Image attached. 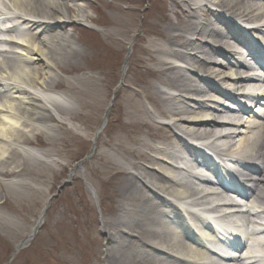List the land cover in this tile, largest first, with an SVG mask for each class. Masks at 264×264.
Masks as SVG:
<instances>
[{"label": "bare ground", "instance_id": "1", "mask_svg": "<svg viewBox=\"0 0 264 264\" xmlns=\"http://www.w3.org/2000/svg\"><path fill=\"white\" fill-rule=\"evenodd\" d=\"M84 2L0 0V176L24 172V164H15L17 148L41 155L16 143L22 120L38 124L64 115L60 107L67 98L54 90L59 84L53 78V60L79 47L64 30L69 16L89 18ZM164 2H170L171 8H165L174 19L166 16L165 28L151 29L150 34L160 39L141 52L159 67L155 72L166 89L153 88L156 116L167 120V129L180 133L175 143L166 136L159 148L143 142L153 156L117 145L133 158L129 164L137 174L121 167L133 183L127 194L120 193L128 201L130 220L124 230H108L123 249L118 257L112 253L111 264H264V225L253 215L258 211L264 217V81L244 74L249 62L261 61L254 42L264 46V0ZM113 25L124 27L121 20ZM244 25L245 33L259 42L243 36L237 27ZM243 45L249 49L244 55L236 50ZM39 64L45 68L44 79L33 69ZM237 98L251 106L258 103L257 119L248 116L250 107H240ZM222 101L236 105L230 108ZM240 137L244 138L234 144ZM200 161L208 165L210 177L189 170ZM239 176L245 188L252 187L249 192L258 210L231 199L238 192L234 177ZM30 238L31 234L21 244ZM114 249L108 247L106 257Z\"/></svg>", "mask_w": 264, "mask_h": 264}, {"label": "rangeland", "instance_id": "2", "mask_svg": "<svg viewBox=\"0 0 264 264\" xmlns=\"http://www.w3.org/2000/svg\"><path fill=\"white\" fill-rule=\"evenodd\" d=\"M84 1L89 18L69 16L64 30L79 47L64 59L55 55L53 60V78L59 84L54 90L67 98L60 107L64 115L38 124L22 120L16 143L34 148L41 155L17 148L15 164H24V172L0 176V264H111L112 253L118 257L123 249H118L120 240L112 241L108 230H124L122 227L129 222L128 201L124 202L120 193L127 194L128 187L133 186L127 171L121 168L132 170L129 160L133 158L123 154L117 145L122 143L123 148L153 156L152 151L144 150L143 142L153 148L166 144V136L176 142L179 131L167 129V120L157 117L153 108L154 89L166 90L155 72L159 67L148 62L141 52L150 41L160 39L150 34L151 29L165 28L166 16L174 19L165 8H171L170 2ZM67 4L73 6L70 1ZM118 20L122 21V30L113 25ZM99 28L103 32L96 30ZM33 69L44 79L42 64ZM241 138L244 137L234 144ZM10 152L9 156L13 150ZM134 162L145 164V160ZM77 164L80 169H75L66 183ZM62 185L65 186L57 195ZM52 197L44 223L12 258L17 245L38 227ZM239 201L256 211L255 204ZM123 238L130 240L127 235ZM108 247L117 248L106 257Z\"/></svg>", "mask_w": 264, "mask_h": 264}, {"label": "water", "instance_id": "3", "mask_svg": "<svg viewBox=\"0 0 264 264\" xmlns=\"http://www.w3.org/2000/svg\"><path fill=\"white\" fill-rule=\"evenodd\" d=\"M93 151H94V150H93ZM21 248H23V246H22V245H19V246L17 247L15 253H17ZM15 253H14V254H15ZM14 254L12 255V258H13V256H14Z\"/></svg>", "mask_w": 264, "mask_h": 264}]
</instances>
